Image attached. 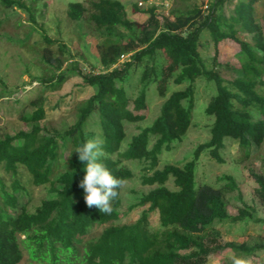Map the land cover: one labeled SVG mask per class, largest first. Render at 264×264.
<instances>
[{
    "label": "trees",
    "instance_id": "trees-1",
    "mask_svg": "<svg viewBox=\"0 0 264 264\" xmlns=\"http://www.w3.org/2000/svg\"><path fill=\"white\" fill-rule=\"evenodd\" d=\"M39 1L0 0V25L11 22L18 9L33 21L23 36L6 32V39L24 47L34 32L40 33L41 42L30 47L40 52L47 67L43 74L29 73L28 83L40 84L32 90L37 91L34 98L1 101L6 109L18 111L27 128L11 127L0 136V264H19L24 250L35 264H209L211 255L224 250L249 256L264 249L263 240L224 238L225 223L242 224L243 234L248 224L264 223L258 206L244 199L236 177L223 173L213 183L197 179L203 153L225 161L227 139L238 143L241 161L251 157L253 146L264 143V18L257 16L258 0H212L205 8L175 0L179 3L168 13L151 0H140L134 10L148 14L143 23L129 17L121 0L72 1L68 17L103 39L98 45L100 71H84L81 62L86 58L80 50L73 52L45 29H37ZM140 2L150 4L144 8ZM226 39L239 43V65L219 59V44ZM212 46L215 54L205 57L203 51ZM138 71L140 86L135 91ZM73 76L80 79L76 86L92 92L81 100L71 93L76 110L72 123L49 125L44 122V93L60 89ZM200 78L216 84L205 108L214 116L211 136L196 145L182 165L160 168L163 152L178 145L193 124ZM173 83L180 87L168 93ZM0 84V98L12 94L1 76ZM152 87L164 98L160 113L129 138L127 124L147 119ZM63 97L52 108H59ZM88 139L104 141L101 159L115 176L132 180L135 171L125 161L134 160L145 171L142 184L153 187L135 191L128 204L122 189L111 215L89 208L79 187L85 165L75 152ZM251 175L258 184L255 197L264 206V174L251 169ZM35 186L44 192L33 203ZM233 192L239 198L236 212L229 211ZM139 207L137 219L123 220Z\"/></svg>",
    "mask_w": 264,
    "mask_h": 264
},
{
    "label": "rangeland",
    "instance_id": "rangeland-1",
    "mask_svg": "<svg viewBox=\"0 0 264 264\" xmlns=\"http://www.w3.org/2000/svg\"><path fill=\"white\" fill-rule=\"evenodd\" d=\"M72 1H86V0H40L36 3L35 17L37 22V29L43 32V29L47 31L52 39L65 42L72 50H80L86 60H82V67L84 71L102 70V66L99 58V44L103 41L102 38L88 33L86 26H78V24L72 21L67 14L68 4ZM128 9L129 17L138 22H145L148 18V14L141 11L134 10V4L140 0H121ZM212 0H188L186 4L197 3L202 8H205L207 4H211ZM159 5V10L168 13L178 3L175 0H151ZM167 3V4H166ZM150 3H143L141 7H147ZM164 4V6H163ZM184 6V4H182ZM257 16L263 20L264 18V0H258ZM2 7H0V16ZM18 15H15L11 22H6L0 25V76L5 79L7 89L12 91L11 95L4 94L0 98V136L4 132L10 131L11 127L15 128H27V125L20 122V114L18 111L6 109L5 104L13 103L8 100H13L16 97L24 98L29 96L34 98L37 91L32 92L34 88H39L40 84L37 81L28 83L31 80L29 73L43 74L46 71V65L41 62L40 52L34 50L31 45L36 41L41 42V34L34 32L29 40L28 45L20 46L15 42L8 41L5 37V33H10L13 36H23L26 31L33 24L29 15L18 9ZM173 18V16H172ZM18 21L21 23L20 27L16 25ZM86 25V24H85ZM43 28V29H42ZM208 37V36H207ZM40 45V44H39ZM41 46V45H40ZM39 46V47H40ZM37 47V46H36ZM38 48V47H37ZM54 48H57L55 44ZM215 48L212 46L210 49L203 51L205 57H210L215 54ZM240 49L239 43L232 39L223 40L219 44V59L223 62L229 61L233 64L239 65L235 53ZM70 61V60H68ZM68 62H65L67 65ZM23 82H26L23 84ZM80 82L79 77L73 76L68 82H66L60 89L47 90L44 95L46 96L47 103V117L44 122L49 125L61 128L62 122L72 123L76 117L75 106L71 104L72 92L75 91L77 100L88 97L92 90L90 88L76 86ZM23 84V85H22ZM184 84L183 86H185ZM140 86V71L137 72L134 87L135 91ZM180 86L172 84L168 93L178 89ZM86 88V89H85ZM2 91V85L0 84V92ZM40 91V89H39ZM38 91V92H39ZM15 93V94H14ZM216 93V84L214 81H207L205 79H199L197 81L196 91V107L193 112V124L188 133L183 137V140L174 146L171 150H166L161 155V162L159 167L162 168L166 163H175L182 165L192 156L193 150L196 145L208 140L211 136V126L214 121V116H210L206 113L205 108L208 104V100L211 94ZM61 106L59 108H52L56 101L61 98ZM1 101H6L3 105ZM164 98H162L154 87L149 90V97L147 100V119L138 123L127 124L129 138L132 134L138 133L140 127L150 125L156 116L160 113V107ZM13 107H17L16 104ZM28 110L32 109V106H27ZM125 147V146H124ZM123 147V148H124ZM224 162H217L211 159L207 153H203L199 159L197 165V179L200 182L213 183L216 177L223 173L233 174L238 180L244 199L248 203H254L258 206L259 215L264 218V206H262L255 197V188L258 186L255 178L251 175V169L254 172L264 174V143L260 147L253 146L251 150V157L241 161L242 153L239 150L238 143L232 139L226 140V148L222 151ZM134 171L135 177L132 180L127 181L126 187L123 189L122 197L125 204H128L132 200V196L135 195V191H148L153 186L143 185L141 182V176L145 173L142 169V164L134 160L125 161ZM169 186L173 187L172 181ZM44 192V188L35 186L33 188L32 202L36 203L41 198ZM231 201L229 204V211L236 212L239 204V198L237 192H233L231 195ZM143 207H139L130 211L123 220L133 221L139 217L140 211ZM152 223L156 225L158 223V214L152 215ZM242 224H236L231 226L229 223L224 224L225 232L224 238L235 241H264V223H250L247 226L246 233H241ZM24 237V235H22ZM242 258L246 264H264V249L257 251L254 255H242L237 256L231 250H224L220 253L211 255L209 264H231L233 258ZM19 264H35L27 250H24L23 259Z\"/></svg>",
    "mask_w": 264,
    "mask_h": 264
},
{
    "label": "clouds",
    "instance_id": "clouds-1",
    "mask_svg": "<svg viewBox=\"0 0 264 264\" xmlns=\"http://www.w3.org/2000/svg\"><path fill=\"white\" fill-rule=\"evenodd\" d=\"M130 54H126L127 57ZM124 59L121 58V60ZM103 144L102 139H88L77 147L75 152L78 154L79 161L85 165L86 174L79 182V187L84 190L86 205L89 208L95 207L103 215H111L114 211V202L118 200L127 182L124 178L115 176L112 170L102 162ZM233 264H246V262L242 258L234 257Z\"/></svg>",
    "mask_w": 264,
    "mask_h": 264
},
{
    "label": "built area",
    "instance_id": "built-area-1",
    "mask_svg": "<svg viewBox=\"0 0 264 264\" xmlns=\"http://www.w3.org/2000/svg\"><path fill=\"white\" fill-rule=\"evenodd\" d=\"M140 4L143 5V2H140ZM125 57H127L126 54H122V55H121V58H122V59H124Z\"/></svg>",
    "mask_w": 264,
    "mask_h": 264
}]
</instances>
